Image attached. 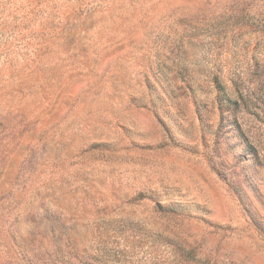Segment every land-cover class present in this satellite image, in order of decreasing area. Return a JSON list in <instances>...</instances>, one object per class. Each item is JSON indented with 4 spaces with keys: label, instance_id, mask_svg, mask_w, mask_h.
I'll use <instances>...</instances> for the list:
<instances>
[{
    "label": "rangeland",
    "instance_id": "1",
    "mask_svg": "<svg viewBox=\"0 0 264 264\" xmlns=\"http://www.w3.org/2000/svg\"><path fill=\"white\" fill-rule=\"evenodd\" d=\"M0 264H264V0H0Z\"/></svg>",
    "mask_w": 264,
    "mask_h": 264
}]
</instances>
